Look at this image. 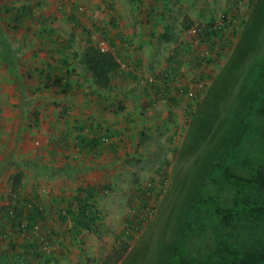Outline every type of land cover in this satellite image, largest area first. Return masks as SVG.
I'll use <instances>...</instances> for the list:
<instances>
[{"label": "rangeland", "instance_id": "374dc122", "mask_svg": "<svg viewBox=\"0 0 264 264\" xmlns=\"http://www.w3.org/2000/svg\"><path fill=\"white\" fill-rule=\"evenodd\" d=\"M69 16L78 18L80 28ZM233 16V45L225 47V38H216L213 48L200 41L204 26L225 25ZM187 19L193 26L182 31ZM83 25L97 45L111 48L114 40L112 51L125 75H115L110 89L97 87L81 62ZM257 25L263 29L252 37ZM168 28L172 40L164 39ZM225 31L226 37L233 32ZM263 54L264 0H0V220L13 187L6 180L20 167L21 191L48 200L55 212V220L33 233L54 250L50 255L58 262L50 264H102L114 246L128 243L130 201L141 206L133 192L155 183L160 196L154 195L153 210L143 213V228L132 234L118 264H162L165 244L183 246L191 256L204 254L209 234L181 236L184 206L203 173L209 176L201 191L228 199L229 186L210 179V163L240 127L234 114L252 91L248 74L260 68ZM173 61L179 63L176 72L170 70ZM64 87L72 89L64 93ZM83 124L89 126L82 132ZM109 127L120 133L104 137L99 153L72 148L79 133L105 136ZM255 139L230 150L227 160L237 172L250 171L245 159L264 164V148ZM68 156L76 157V171L84 174L79 183L101 188L99 226L76 240L72 224L58 219V201H70L79 184L64 172L72 167L66 166ZM53 232L66 234L65 245L50 246ZM30 237L21 228L0 232V264L12 258L9 240L20 239L14 250L21 252Z\"/></svg>", "mask_w": 264, "mask_h": 264}, {"label": "trees", "instance_id": "16d2710c", "mask_svg": "<svg viewBox=\"0 0 264 264\" xmlns=\"http://www.w3.org/2000/svg\"><path fill=\"white\" fill-rule=\"evenodd\" d=\"M228 13L226 11L225 14L228 15ZM23 15L27 16L25 13ZM226 15L224 16L225 18ZM71 20L77 23L79 27L77 17L71 16ZM235 20L236 17L233 16L225 20V25L216 26L213 21L209 25L204 26L198 35L200 41L213 48L216 44V38L218 40L225 38L227 44L224 46L230 47L233 45L232 41H234V35H236L233 28ZM192 26L193 23L187 19L183 23L182 31H189ZM82 29L87 33V45L81 56V62L90 72L92 80L97 87L110 89L115 75H125L122 65L113 51L110 49L102 50L99 45L94 43L91 38V29L84 25ZM227 29L233 31L230 37L225 36V30ZM252 29V37H257L263 26L257 25ZM163 36L165 40L174 38V35L169 32V28ZM118 38L122 39V37ZM109 42L110 47L114 48V40L112 39ZM262 59L263 62L260 68L255 73L248 74L249 80L252 82V91L246 101H242L239 104L237 112L234 114V121H236V125L240 124V127L238 126V130H234V133L226 136L229 143L213 154L210 163L211 169H214L211 173L215 172L210 179L214 178L213 182L216 184L221 181L229 186L228 199L224 201L219 195L204 194L205 190L201 191L202 186L208 185L209 175L203 173L200 176L198 187L196 186L195 190H193L192 196L184 206L185 212L182 216L181 224L182 238L185 239L189 233H193L198 234L200 239H204L209 234L211 247L200 256H191L182 248L183 246L181 247L178 244L162 245V264H264V164L253 165L250 159H245L244 162L250 169L245 174L237 172L232 163L227 160V156L233 146H237L252 136L257 137L258 139H255L256 142L261 143L264 148V54ZM65 63L67 64V61ZM177 64L179 63L173 61L170 70L176 72L177 68H179ZM59 85L60 81H56L55 86ZM70 89L72 88L66 87L65 89L64 87L63 92L65 93L66 90ZM85 126L84 124L81 125L82 132ZM119 133V130L112 131L111 127L106 129V135H102L103 137L96 133H92V137L79 133L77 146L82 150L87 148L97 150L101 148L104 137L112 138ZM40 164L42 163L40 162ZM20 166L22 165L20 164ZM69 170L71 169L68 167L64 172L68 173ZM16 171L15 174L9 175L6 180L7 182L12 181L13 187L10 192L9 202L1 206L3 211L2 220H0V232L7 227V223H10L12 229L21 228L26 234L29 233L31 237L27 242L24 241V248L22 247L23 250L21 252L14 250L18 243L11 239L8 247L13 250L12 258L2 259V264H33L37 260V264L58 262L54 255H50L54 254V250L45 249L43 241L38 238V235H34L38 232L43 222L51 219L55 220L53 207L49 206L47 204L48 200L41 196L29 197V195L22 194V188L20 187L23 185L25 170L17 167ZM215 174L216 176L221 175L220 180L215 177ZM164 178H167L166 170H164ZM209 184H211L210 180ZM100 191L101 188L94 185L81 186L77 189L74 196L75 201L70 202L66 209H58L59 222L69 221L72 224V230L75 231L74 240L83 231L92 232L97 230L101 212L97 207L96 197L99 196ZM133 193L140 198L141 206L134 207L133 202L130 201L131 214L125 219V233L128 234V243L120 242L114 246L111 252L103 259L102 264H118L124 258L129 243L133 239L132 234L140 232L146 221V215L143 213L153 210V207L149 205L151 202H156L157 198L154 199L155 194L157 197L160 196L155 183L143 188L139 187ZM53 233L51 234L55 236L56 232ZM56 235L60 239L55 236L56 239L53 243H50V246L65 245L61 238H64L66 234L57 233Z\"/></svg>", "mask_w": 264, "mask_h": 264}, {"label": "crops", "instance_id": "0c3cea01", "mask_svg": "<svg viewBox=\"0 0 264 264\" xmlns=\"http://www.w3.org/2000/svg\"><path fill=\"white\" fill-rule=\"evenodd\" d=\"M70 17V16H69ZM71 18V17H70ZM73 21V20H72ZM80 28V27H79ZM82 28V27H81ZM82 31H83V29H81ZM87 45V44H86ZM116 46H114V48H109L111 51L113 50V49H116L115 48ZM88 93H90V92H88ZM88 93H85V94H83V98L85 99L84 101L87 103V102H89V99H87L85 96L88 94ZM85 125V124H84ZM87 126H89V125H86V127ZM86 127H85V130H86ZM107 129V128H106ZM87 133V132H86ZM94 134V133H93ZM87 136H89V134L87 133ZM103 144V143H102ZM74 146H76V147H74ZM72 148L74 149V148H77L80 152H83L84 150H87V152H89V151H95V150H91L90 148H87V149H84V150H82V149H80V147H77V141H75L74 142V145H72ZM100 150V149H99ZM99 150H97L98 151V153H99ZM72 158H76V157H71V156H68L67 157V163H66V166L68 167V165L69 166H72V167H74V169H76L77 170V168H78V166H77V164H76V162H74L73 160H71ZM69 160V161H68ZM102 161V160H101ZM83 164H86L85 162H83ZM100 165V164H99ZM77 166V167H76ZM72 167H69V169H71V170H69L68 171V174H69V176H71L72 177V180H73V182L75 181V179H77V182L79 183V181H80V176H82V175H84V174H82L81 175V173H79L78 171H74V169L72 168ZM97 168H99V166H97L96 167V169ZM30 173H33V172H30ZM79 179V180H78ZM81 182V181H80ZM6 183H7V181H6ZM81 186H83L82 185V183H79L78 184V186H77V189L79 188V187H81ZM22 190V189H21ZM22 194H24V195H26V191L25 190H23V192H22ZM4 194H2V196H3ZM43 195H44V193H43ZM72 195V194H71ZM75 196V195H74ZM73 196H71V198H72ZM66 198V197H65ZM65 198L64 199H62L61 201H58V209L59 208H61V209H66L67 207H68V204L70 203V202H73V201H75V197H73L70 201L69 200H67V201H65ZM66 202V205H64L63 204V202ZM5 204V203H4ZM62 205V206H61ZM2 220V219H1ZM10 225H8L7 224V227L4 229V230H1V232L2 233H7L9 230H10V227H9ZM16 239V238H15ZM10 241V240H9ZM3 242V241H2ZM5 242V241H4ZM17 242H20V239H17ZM9 243V242H8ZM7 243V244H8Z\"/></svg>", "mask_w": 264, "mask_h": 264}, {"label": "built area", "instance_id": "2783aa9c", "mask_svg": "<svg viewBox=\"0 0 264 264\" xmlns=\"http://www.w3.org/2000/svg\"><path fill=\"white\" fill-rule=\"evenodd\" d=\"M99 46H100V48H101L102 50H109V48L102 46V44L99 45Z\"/></svg>", "mask_w": 264, "mask_h": 264}]
</instances>
